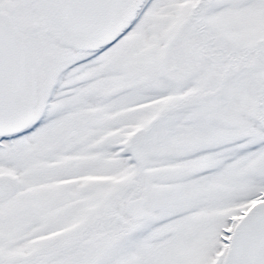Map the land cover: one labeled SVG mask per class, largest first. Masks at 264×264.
Masks as SVG:
<instances>
[{"label": "snow or ice", "instance_id": "snow-or-ice-1", "mask_svg": "<svg viewBox=\"0 0 264 264\" xmlns=\"http://www.w3.org/2000/svg\"><path fill=\"white\" fill-rule=\"evenodd\" d=\"M0 264H264V0H0Z\"/></svg>", "mask_w": 264, "mask_h": 264}]
</instances>
